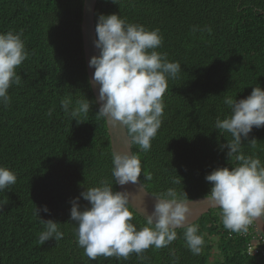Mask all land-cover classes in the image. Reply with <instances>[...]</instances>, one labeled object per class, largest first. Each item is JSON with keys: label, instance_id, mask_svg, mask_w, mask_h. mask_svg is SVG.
<instances>
[{"label": "trees", "instance_id": "1", "mask_svg": "<svg viewBox=\"0 0 264 264\" xmlns=\"http://www.w3.org/2000/svg\"><path fill=\"white\" fill-rule=\"evenodd\" d=\"M84 5L85 0H0V33L22 32L29 53L16 69L21 83L9 88L10 102L0 103V167L17 176L0 190V264H264V254H247L253 230L226 229L220 208L195 222L205 242L199 255L187 247L184 228L176 229L178 237L167 247L151 246L127 259H89L78 246L77 225L70 220L73 198L102 179L119 190L108 123L97 113L87 70ZM113 13L158 28L163 40L156 51L182 67L168 81L162 125L151 148L133 144L142 185L155 196L169 188L180 197L186 192L187 199L206 196L211 189L206 175L237 164L221 147L231 135L215 129L218 117L231 114L225 97L240 100L257 84L264 88V0H99L96 25L100 15ZM85 98L92 102L87 114L73 117L61 107L63 99H71L74 110ZM251 138L256 148L244 141L243 153L264 161V126L253 127ZM79 205L90 207L83 197ZM132 210L139 230L146 219ZM42 219L61 223L63 238L40 244ZM215 245L223 256L210 262Z\"/></svg>", "mask_w": 264, "mask_h": 264}, {"label": "clouds", "instance_id": "2", "mask_svg": "<svg viewBox=\"0 0 264 264\" xmlns=\"http://www.w3.org/2000/svg\"><path fill=\"white\" fill-rule=\"evenodd\" d=\"M96 33L94 44L99 54L91 57L89 67L95 69L92 82L99 85L95 101L99 103L97 113L112 127L122 125L129 132L131 143L148 151L162 125L163 96L168 81L181 72V64L169 61L166 53L156 51L163 40L158 28L149 30L142 24L129 23L120 14L100 15ZM22 37V32L12 30L0 33V103L5 105L10 102L9 88L21 83L16 69L29 55ZM76 103L78 107L72 110L71 99H63L61 107L73 117L87 114L91 109L92 102L87 98ZM224 103L231 114L223 119L218 117L215 129L231 135V140L221 147L228 149V159L234 158L237 164L231 168L218 167L206 175L211 189L205 199L221 209L226 229L246 233L249 226L264 218V161L255 154L243 153L244 141L253 149L257 146L255 138L249 139L253 127L264 126V88L257 84L246 98L237 100L229 96ZM100 155H104L103 151ZM111 156L115 184H137L142 173L139 156L116 150ZM16 180L12 170L0 167V190L15 184ZM80 197L90 207L81 209ZM80 197L71 201L70 220L77 225L78 246L89 259L100 255L127 259L131 253L139 255L151 246L167 247L177 239L178 228L185 229L183 236L193 255L203 251L205 242L199 234V225L189 222L192 209L186 192L185 197H180L175 189L169 188L154 196L153 210L146 213V224L139 230L131 222L133 196L127 190L116 191L112 183L102 179L97 186L82 191ZM43 211H49L47 206ZM39 212L37 208V215ZM42 223L45 230L39 236L40 244L63 238L61 223L53 219H42Z\"/></svg>", "mask_w": 264, "mask_h": 264}, {"label": "water", "instance_id": "3", "mask_svg": "<svg viewBox=\"0 0 264 264\" xmlns=\"http://www.w3.org/2000/svg\"><path fill=\"white\" fill-rule=\"evenodd\" d=\"M98 1L99 0H85L82 22V36L87 70L96 99L99 95V85L92 82L91 78L95 69L93 67H89V61L93 55L99 54V50L94 44V41L97 38L95 13ZM108 129L111 137L112 150L131 151L134 153L133 144L131 143L129 132L126 128H124L122 125L119 127H112L108 123ZM118 188V191L127 190L128 192L132 193L133 198L131 199V207L146 219V213H151L153 210L155 195L150 193V191L142 185L141 179L139 178L137 184H128L124 186L118 185ZM188 200L192 209V214L189 216L190 223L197 222V220H199L204 214H207L212 209L219 208L213 205L210 200L205 199V196H198V198ZM256 224L260 233L264 234V218L256 221Z\"/></svg>", "mask_w": 264, "mask_h": 264}, {"label": "built area", "instance_id": "4", "mask_svg": "<svg viewBox=\"0 0 264 264\" xmlns=\"http://www.w3.org/2000/svg\"><path fill=\"white\" fill-rule=\"evenodd\" d=\"M251 229L254 233L252 240L248 244V255L258 256L259 254H264V235L260 233L255 222L249 226L248 231ZM231 235H233V233H231Z\"/></svg>", "mask_w": 264, "mask_h": 264}, {"label": "rangeland", "instance_id": "5", "mask_svg": "<svg viewBox=\"0 0 264 264\" xmlns=\"http://www.w3.org/2000/svg\"><path fill=\"white\" fill-rule=\"evenodd\" d=\"M218 241V239H217ZM215 241V242H217ZM223 256V254L219 251V248L217 245H215L213 251H212V255L209 259L210 262H215L216 259H220Z\"/></svg>", "mask_w": 264, "mask_h": 264}]
</instances>
